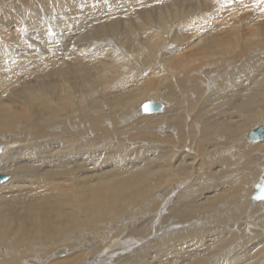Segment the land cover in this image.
I'll return each instance as SVG.
<instances>
[{
	"label": "bare ground",
	"instance_id": "bare-ground-1",
	"mask_svg": "<svg viewBox=\"0 0 264 264\" xmlns=\"http://www.w3.org/2000/svg\"><path fill=\"white\" fill-rule=\"evenodd\" d=\"M2 1L0 264H218L254 249L237 245L255 225L248 242L264 241V142L249 138L264 125V0L167 1V32L142 0H43L31 19ZM116 12L142 28L137 47Z\"/></svg>",
	"mask_w": 264,
	"mask_h": 264
},
{
	"label": "rangeland",
	"instance_id": "rangeland-1",
	"mask_svg": "<svg viewBox=\"0 0 264 264\" xmlns=\"http://www.w3.org/2000/svg\"><path fill=\"white\" fill-rule=\"evenodd\" d=\"M6 1H10V0H6ZM12 1V0H11ZM10 1V2H11ZM42 1L43 0H13V3L15 4V6H18L19 5V3L21 4V8L22 7H26L25 8V10H26V12H28V14L29 13H31V10H29L28 9V7L27 6H29V7H35V9H34V11L36 12L37 11V6H39V4H41L42 3ZM53 1V0H52ZM88 1V4H91V5H93L95 2H102V4H103V1H101V0H87ZM105 1V3L106 2H109L110 0H104ZM131 1V0H130ZM150 1H152V3L150 2ZM167 1H174L175 2V5H176V0H148V1H145V0H142L141 1V3H140V7H141V5H145L146 6V8L148 7V5H149V8H153L154 7V5H156L157 4V13H156V17H154L153 18V20L151 21V24L152 23H157V25L156 26H151V27H153V28H155V29H157V30H161V29H163V27L162 26H164V27H166V29H164L166 32L171 28V27H176V20H175V17H172V18H169L168 17V15H165V17H164V21H166V23H164V24H159L160 23V21H159V18H161L165 13H166V11H163V12H161L160 13V10H161V6H163L164 7V4L165 3H167ZM196 1V0H195ZM201 1V0H200ZM62 2L63 3H68V5L70 6V8H71V4H69L70 3V0H62ZM114 2H116V5H115V7L112 9V11H115V10H117L116 8H118L117 6H120L119 4H127V2H128V0H115ZM0 3L1 4H3V1L2 0H0ZM37 3H38V5H37ZM45 5H50L51 6V3H50V0H49V3H48V0H46V4ZM105 5V4H104ZM94 6V5H93ZM0 7H1V5H0ZM135 7H137V6H135ZM139 7V8H140ZM162 7V9H164ZM133 8V7H132ZM18 9V8H17ZM48 9H50V8H48ZM111 11V12H112ZM118 11V10H117ZM135 11H139L138 9H136ZM176 11H182V7H179V6H176ZM84 13L83 12V9H80V6H78V15L80 14V13ZM27 14V17L29 18L30 17V19L32 18V13H31V15H28ZM35 14V13H34ZM85 14V13H84ZM180 16H182V14H179ZM184 16H185V14H183ZM114 21H118L119 23H121L122 25L119 27V29H118V34L116 33V31L114 32V33H116L118 36H119V38H121L122 37V39H123V41H125L126 42V45H124V47L123 48H126V49H131V47L132 46H138L139 45V43H141V42H139V40H140V37H139V35H141L142 33V28L141 27H138V26H136V25H133V26H129V25H127L126 23L128 22V20L130 19V18H127V17H124V16H126V14H121V16H120V13L119 12H116L115 14H114ZM127 16H130L131 18L132 17H134V13L133 14H129V15H127ZM5 17H8V16H5V15H2V14H0V33L1 32H3V33H5V36L6 37H8L7 36V34H9L10 32H11V30H13V29H15V28H12V27H14L15 25L14 24H11V22L10 21H12V22H14L13 20H10V21H4V19H5ZM40 17V16H39ZM77 18H80V16H78ZM176 18H178V16H176ZM8 19V18H7ZM51 20V19H50ZM91 20V19H90ZM47 20H45V22H46ZM21 23H23V22H21ZM3 26V27H2ZM4 26L5 27H7V31L5 32V30L3 29L4 28ZM100 26V23H98L95 27H94V30H92L91 32H96L95 31V29L96 28H98ZM143 26V25H142ZM75 27V26H74ZM76 31H78V29L77 28H74V32L72 33V36L69 38V42L68 43H70L72 40H71V38L72 37H76V35L74 34ZM173 32V29L171 30V33ZM110 33H112V32H104V35H103V37H105V36H110ZM36 34H39V32L37 31L36 32ZM121 36V37H120ZM167 36H169V34L167 35ZM93 39V38H92ZM142 39H144L145 40V38L144 37H142ZM119 40V39H118ZM21 42H23V41H21V40H19V43L18 44H20ZM66 43V42H65ZM64 43V44H65ZM147 43H148V41L146 42V45H147ZM18 44H15L14 45V48H17L18 47ZM65 46V45H64ZM60 47H63V45H61ZM262 54H264V53H262ZM258 55H260V54H258ZM148 58H150L151 60H156L157 58H159V56H158V54L157 53H155L152 49H150V51L148 52ZM252 59H254V58H251L250 60H252ZM248 61L247 60H245V61H242V62H240V63H238L239 65H244L245 63H247ZM237 66V65H236ZM264 66V64L263 65H261L260 67H263ZM233 71H230V73H232ZM229 73V74H230ZM196 75H198V73H196ZM163 87H165V84L163 85ZM176 90H179L178 89V86H176ZM153 93H151V96L150 97H148L149 99L150 98H153ZM148 100V99H147ZM167 103V106H168V102H166ZM141 113V112H140ZM137 118H134V121L136 120ZM126 133V132H125ZM128 135L129 134H127L126 136H125V138H127L128 137ZM170 135H172V132H169V133H167V134H165V136H170ZM144 141V140H143ZM259 141H261V142H264V141H262V140H259ZM135 141H131V143H129L130 145H134V146H132V148L130 149V152H133L135 149H138V148H141V147H139L140 145H143L141 142H136V143H134ZM147 142V141H146ZM155 142V144L156 145H158V146H162V145H159V144H161V143H158V141H154ZM261 142H258V143H261ZM116 143H118V142H116ZM116 143H113V144H116ZM31 144H33V143H25V145H30L31 146ZM112 144V145H113ZM129 144H127V145H129ZM149 144H152V143H149ZM149 144H147V145H149ZM111 145V146H112ZM123 145H126V141L123 143ZM29 146V147H30ZM110 146V147H111ZM164 146V145H163ZM24 147H27V146H24ZM32 147V146H31ZM164 147H167V146H164ZM73 151H74V149H73ZM30 163H32V162H30ZM179 163V162H178ZM13 177V176H12ZM15 177H17V176H15ZM176 199V198H175ZM259 202H262V201H259ZM172 207H175L174 206V202H172L168 207H167V209L169 210L170 208H172ZM167 214H169V212H167L166 211V213H164V215H167ZM166 217V216H165ZM165 217H163L162 219H161V221H160V223L161 224H163V221H164V219H165ZM260 222H264V218L260 221ZM257 230H260V227L259 226H257V225H255L254 226V228H250V230L245 234V236L240 240V243L237 245V246H243L242 248H244L245 246H248L247 248H252V247H254V249L252 248V250L250 251V252H248V253H246V252H244L242 255L240 254L237 258H233L234 260L233 261H231V255H225V253H223L221 256H219V257H217L215 260L216 261H218V264H243V262L244 261H246V263L247 262H250V261H252L253 263L252 264H255L257 261L259 262L258 264H264V241H262V242H260V241H257V242H255V240L254 241H250V242H248L249 240L247 239V238H256L258 235H259V233H257V232H255V231H257ZM235 233H237V230H233V231H230V233H229V235L231 234V235H234ZM215 234V233H214ZM261 236L262 237H264V233H261ZM218 239H219V234L218 235H215L214 237H210L208 240H206L207 241V244H205V245H202L201 244V246L202 247H205V248H208L209 246L211 247V246H213L214 244H215V242L216 241H218ZM206 241H204V243L206 242ZM220 241V240H219ZM249 250V249H248ZM5 251L4 250H0V253L2 254V256H7V253H4ZM254 255L255 257H252V259H250V260H246V257L244 256V255ZM235 259H238V260H235Z\"/></svg>",
	"mask_w": 264,
	"mask_h": 264
},
{
	"label": "water",
	"instance_id": "water-1",
	"mask_svg": "<svg viewBox=\"0 0 264 264\" xmlns=\"http://www.w3.org/2000/svg\"><path fill=\"white\" fill-rule=\"evenodd\" d=\"M162 109V104L156 101H146L143 103L141 110L145 113H154ZM249 138L251 140L257 141L264 139V125L252 130L249 133ZM9 175L0 174V184L6 181ZM254 199H264V187L260 188L257 193L253 195Z\"/></svg>",
	"mask_w": 264,
	"mask_h": 264
}]
</instances>
